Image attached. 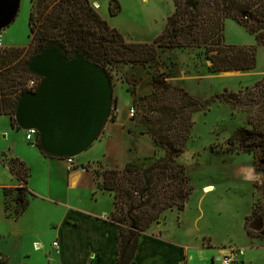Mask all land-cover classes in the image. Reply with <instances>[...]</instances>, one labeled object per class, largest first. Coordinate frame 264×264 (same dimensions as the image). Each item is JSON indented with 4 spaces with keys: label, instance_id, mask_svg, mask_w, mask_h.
<instances>
[{
    "label": "rangeland",
    "instance_id": "374dc122",
    "mask_svg": "<svg viewBox=\"0 0 264 264\" xmlns=\"http://www.w3.org/2000/svg\"><path fill=\"white\" fill-rule=\"evenodd\" d=\"M88 1L126 43H151L162 34L174 10L171 0H114L120 11L111 16V0ZM226 1L229 6L247 7V15L239 14L243 20H250L253 12L260 15L261 0ZM30 8V0H20L13 23L2 32L4 48L28 47ZM208 62L203 50L176 49L158 51L156 61L145 67H106L112 104L99 139L109 138L105 143L96 140L73 159L75 165L68 167L76 173L74 179L67 177L63 160L43 158L36 146L24 140L23 131L11 128L8 117H0V229L9 237L5 248L8 264H51L57 260L51 243L67 235L64 219L71 218L69 209L73 207L84 213L110 214L112 197L98 191L92 171L122 169L129 161L136 168H148L165 156L166 131L177 122L165 107L173 100L165 98H182L168 91L169 86L183 88L194 104L192 127L177 159L186 168L192 191L182 212L167 211L151 227L160 226L162 238L186 247L184 264H222L224 257H233L231 264H264V168L256 166L252 155L240 147L250 128L246 121L252 111L244 103L230 106L217 101L204 108L207 100L224 90L243 91L247 87L240 83L246 80L225 78L229 72L211 74ZM253 73L251 80L256 81L248 87L264 77V47L256 49ZM119 116L126 123L112 130ZM14 158L27 166V187L33 195L27 196L28 206L16 218L13 213L21 207L23 193L14 191L2 199V189L20 186L8 171ZM4 207L11 218L5 217Z\"/></svg>",
    "mask_w": 264,
    "mask_h": 264
},
{
    "label": "trees",
    "instance_id": "16d2710c",
    "mask_svg": "<svg viewBox=\"0 0 264 264\" xmlns=\"http://www.w3.org/2000/svg\"><path fill=\"white\" fill-rule=\"evenodd\" d=\"M171 1L174 10L167 18L161 35L151 43H126L122 34L111 28L93 10L88 0H30L28 47L0 50V117H8L10 127L19 130L14 120L17 100L28 92L26 84L30 79L36 78L39 83L41 81L28 73L27 65L32 57L44 49L60 50L68 61L75 55H82L85 60L105 71L106 67L115 64L145 67L156 61L158 51L176 49L203 50L205 59L210 62L207 72L211 74L245 72L255 68L256 49L264 47V0H261L260 15L253 12L249 15L250 20H243L239 16L247 15V7L229 6L227 4L230 2L226 0ZM119 11L118 3L111 0L110 15L116 16ZM227 19L253 36L255 45H226L223 31ZM170 89L182 98H165L166 101L173 100L172 104L165 107L177 117V122L170 124L166 131L165 156L148 168H136L129 161L122 169L92 171L98 191L109 194L113 201L108 221L117 229L114 264H131L139 238L152 225L158 224L167 211L182 212L191 195L186 168L177 159L188 139L192 127L191 114L195 109L183 88L169 86L168 91ZM168 91L164 93L165 96ZM184 98H187L185 103L182 102ZM215 101L230 106L244 103L251 109L252 114L247 116L246 121L250 128L246 131L245 140L240 142V147L244 153L252 155L256 166L264 168V77L237 93L224 90L214 99L207 100L204 108ZM153 141L159 148L157 140ZM34 146L37 147V139ZM8 171L20 186L2 189L3 201L9 193H23L21 207L13 213L16 218L25 212L27 196L31 198L33 195L27 187L29 173L24 162L18 158L12 159ZM3 211L6 218H11L6 207Z\"/></svg>",
    "mask_w": 264,
    "mask_h": 264
},
{
    "label": "water",
    "instance_id": "95a60500",
    "mask_svg": "<svg viewBox=\"0 0 264 264\" xmlns=\"http://www.w3.org/2000/svg\"><path fill=\"white\" fill-rule=\"evenodd\" d=\"M19 4L20 0H0V32L13 23ZM27 71L41 81L35 92H25L17 100L16 127L36 131L37 148L43 156L74 159L92 146L108 121L110 77L82 55L68 61L53 48L32 57Z\"/></svg>",
    "mask_w": 264,
    "mask_h": 264
},
{
    "label": "crops",
    "instance_id": "0c3cea01",
    "mask_svg": "<svg viewBox=\"0 0 264 264\" xmlns=\"http://www.w3.org/2000/svg\"><path fill=\"white\" fill-rule=\"evenodd\" d=\"M223 34L226 45L252 46L255 44L254 37L247 34L242 27L232 20L225 21ZM253 71L254 69L245 72L231 71L226 73L227 76L225 78L244 79L246 81H241L240 84L248 87L256 81V79L251 80L254 76ZM125 123L126 120L121 121L119 116L114 122L112 130L122 127ZM108 138L109 136L106 138L102 137L101 139L98 137L103 143ZM73 163L75 165L74 160ZM64 164L68 171L67 177L74 179L76 173L70 171L65 161ZM69 210L71 218L66 217L64 219L67 235H62L59 240H56L58 252L55 253V256H58V259L53 260L51 264H114L117 247V229L108 221L109 214L106 215L105 212L99 214L92 212V214L86 211L84 213L80 211L81 209L78 210L75 207ZM159 228L160 226L150 227L139 238L138 247L131 264L187 263L186 247L162 238L158 232ZM8 240L7 233L0 229V264H8L9 259L5 255V248H7V245L9 246ZM33 244H37V242H33ZM38 247L39 245H36V248Z\"/></svg>",
    "mask_w": 264,
    "mask_h": 264
},
{
    "label": "built area",
    "instance_id": "2783aa9c",
    "mask_svg": "<svg viewBox=\"0 0 264 264\" xmlns=\"http://www.w3.org/2000/svg\"><path fill=\"white\" fill-rule=\"evenodd\" d=\"M2 32H0V50L4 48L3 43H2ZM39 85V80L36 78H32L28 81L26 84V89L28 92H35L36 89L38 88ZM113 113H117V110H113ZM133 111L131 110L130 112V117L132 116ZM37 139V133L34 130H29L24 132V140L26 142H30V144L34 145L36 143ZM68 165L67 166H72L73 165V159H66L64 160ZM52 248H54L55 252H58V245L57 242L52 243ZM233 260V257H224V260L222 261V264H231Z\"/></svg>",
    "mask_w": 264,
    "mask_h": 264
},
{
    "label": "bare ground",
    "instance_id": "6f19581e",
    "mask_svg": "<svg viewBox=\"0 0 264 264\" xmlns=\"http://www.w3.org/2000/svg\"><path fill=\"white\" fill-rule=\"evenodd\" d=\"M208 190L210 191V190H211V188H209V189H206V191H208Z\"/></svg>",
    "mask_w": 264,
    "mask_h": 264
}]
</instances>
